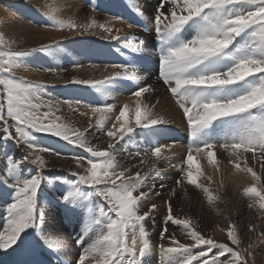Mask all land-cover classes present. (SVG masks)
Wrapping results in <instances>:
<instances>
[{
  "label": "snow or ice",
  "instance_id": "6c2138e0",
  "mask_svg": "<svg viewBox=\"0 0 264 264\" xmlns=\"http://www.w3.org/2000/svg\"><path fill=\"white\" fill-rule=\"evenodd\" d=\"M90 4L93 9L100 6L99 0H90ZM138 11L144 18L142 31L157 41L155 68L145 70L151 71L150 77L137 73L139 61L148 52L145 39L121 34L120 28L112 26L117 19L124 23L122 18L112 16L105 23L92 20L87 24L53 18L50 25L79 37L99 29L102 39L117 41L128 50L130 62L110 65L116 71L102 79L67 81L94 89L103 103L45 99L48 85L21 81L14 75L18 58L63 51L59 42L21 52L0 49V187L10 190V202L4 205L6 223L0 231V256H13L11 264H151L153 251L159 256V264H171L175 257L183 258L179 264H254L249 257L254 255L256 243L249 241L242 248L243 232L234 222L226 230L228 242H218L204 235L190 219L175 217L172 200L178 197L177 189L194 186V191L206 195L207 205L215 207L219 195L213 194L212 177L207 178L208 186L198 183L200 166L195 164L194 174L193 153L206 154L207 163L218 168L214 149L219 148L237 171L250 176L253 182L243 187V195L259 201V209L264 211V0H154L150 12ZM128 27L134 25L129 23ZM115 51L124 56L121 48ZM125 81L135 88L127 101H120L112 93ZM160 88L170 94L184 125L183 139L188 141L183 142L187 145L184 159L188 170L178 175L171 188L154 183L157 174H165L161 167L164 160L168 169L184 173L171 162L177 141L162 146L155 138L174 123L156 111L159 101L153 103V96ZM64 105L84 117L87 127H69L62 122L56 113ZM81 107L86 110L81 112ZM90 117L95 118L94 123ZM137 128L148 130L152 136L150 142L143 139L146 147L133 144L134 150L129 151L119 146ZM93 129L108 138L106 148L90 142L88 134ZM40 133L90 155L71 157L79 171H71L70 178L46 176L45 170L51 173L56 166L50 165L43 153L56 157L64 154L37 147L36 134ZM9 141L23 149L20 157L8 150ZM125 153L129 161L139 158L141 164H147L148 172H133L135 163L126 165L117 159ZM29 165L34 167L29 169ZM25 169L28 174L22 176ZM61 184L69 188L55 202L69 215L82 208L92 212L89 205L94 197L102 201L98 212L92 214L95 238L87 246L84 232L72 239L64 237L57 219L47 212L50 200L45 187L55 192ZM154 198L164 199L166 208L158 245L150 242L144 226L159 211ZM169 225L179 228L189 242H181L169 232ZM255 230V224L248 227L250 233ZM257 239L264 240V226ZM73 244L80 252L73 259H61L62 250L71 251Z\"/></svg>",
  "mask_w": 264,
  "mask_h": 264
},
{
  "label": "bare ground",
  "instance_id": "6f19581e",
  "mask_svg": "<svg viewBox=\"0 0 264 264\" xmlns=\"http://www.w3.org/2000/svg\"><path fill=\"white\" fill-rule=\"evenodd\" d=\"M153 3L154 0H99L100 6L93 9L90 0H4L3 8L5 9H0V33L5 37L7 35L11 40H15L22 47L19 49L20 51L24 49V51H28L32 48L39 47L41 44H54L57 42L63 48V51L55 50L51 55H30L26 58L28 59L27 62L18 58V66L14 69V75L16 74V77H20L29 82L33 81V83L48 85L49 88L46 89V92L48 93V89L52 90L50 94L44 96L45 99H81L91 104L103 103V98L94 89L84 85L68 84L67 81L72 79H102L104 75L116 71L110 65L130 62L131 57L127 55L128 50L123 49L122 44L117 41H106L102 39L99 29L95 30V34L93 35L79 37L66 29L60 30L51 27L53 18L63 20L71 19L80 24H87L92 20H96L97 23H105L112 16L122 18L124 23H121L120 19H117L113 22L112 26L120 28L121 34L137 35L144 38L148 51H151L157 60L155 56V47L157 44L154 43L156 38L151 33L142 31L141 27L143 28L144 18L138 11L139 9H144L145 13L150 12ZM26 8L32 10V14H28ZM129 19L130 21L132 19V22H129ZM129 23L133 24L134 27L129 28ZM136 27L139 31L134 30ZM152 43L153 48H151ZM116 48H121L124 52V57L121 60L117 57L119 53L115 51ZM106 66H108L107 71H105ZM46 68H51L53 71H45L44 69ZM154 68L155 65L152 69ZM145 70H150V68L137 69V73L150 77L151 71ZM53 85L54 87H52ZM134 88L135 85H132L131 82H121L119 86L113 89L112 95L118 97L120 101H127L130 92ZM63 97L66 98L63 99ZM156 101H159L156 111L173 120L174 123L167 126L168 131L162 130L156 133L155 138L162 146H167L172 140L177 141L175 148L176 156L171 162L177 165V168L182 167L184 169V173L178 174L175 169H168L167 160L161 162V167L165 170V174L163 176L157 174L154 183L157 185L163 183L168 188H171L174 187L173 181L177 179L178 175H184L188 170L187 163L184 159L187 145L183 143H187V140L183 139L185 135L183 131L184 125L181 123V117L175 108L170 94L163 88H160L153 96V103H156ZM85 110L83 107L80 108L81 112ZM56 115L69 127L80 129L87 127L85 118L73 112L67 105H64ZM132 115L134 117V113ZM90 119L94 123L95 118L90 117ZM112 122L115 123L114 120ZM141 133L149 132L148 130L137 128L132 134L125 137L119 146L127 147L129 151L134 150L133 144H135V147H146L143 139L140 137ZM36 138L38 140L37 147L43 146L58 149L64 154L61 157H56L48 153H43L45 159L50 162V165L55 164L56 166L51 173L47 169L45 170V175L49 177L59 175L70 178L71 171H79L76 169L71 157L73 155L84 157L90 155L83 149L68 146L66 142L51 137L48 134H36ZM88 139L92 144L101 145V149L106 148L108 138L102 132L93 129L88 134ZM129 139H134V141H129ZM153 142L155 143L156 141ZM8 145V150L14 151L17 157L22 155L23 149L16 148L11 141L8 142ZM214 153L218 160V168H213V166L207 163L206 154H197L194 152L192 171L196 174L195 164L198 163L200 166L198 183L205 184L206 186L209 184L207 178L209 176L212 177L210 186L213 194L219 195V201L214 208L209 207L206 203V195L200 194L198 190L194 191V186H188L183 191L177 189L178 197L172 200L173 215L182 219H190L204 235L218 242H228L226 230L229 223L234 222L243 232L241 236L243 240L242 248H246L249 241H255L256 243L254 255L249 257L250 262L254 261V264H264V240L257 239L262 226H264V211L259 209V201L245 197L242 192L243 187L249 186L253 181L247 173L237 171L234 165L227 160L226 154L222 155L219 148H215ZM117 159L126 165L135 163L136 167L133 169V172L140 171L142 175L148 172L147 164H141L139 158L134 162L129 161L125 153L117 157ZM86 163L87 160L85 159ZM0 165H2V161H0ZM28 167L30 169L34 166L29 165ZM255 167L259 173L261 171L259 165ZM26 174H28V169H25L21 173L22 176ZM31 174H34V172ZM184 183L186 185L187 181L185 180ZM68 188V185L61 184L58 190L54 192L52 188L45 187V191L50 200L47 212L50 217L57 219L59 230L64 237L72 239L81 232H84L88 237L85 240L87 246L95 238V226L91 224V217L94 212H98V207L102 205V201L94 197L89 205L92 212H89L88 208H82L78 209L76 214L69 215L64 206L55 202L56 197L66 194ZM159 190L158 187L157 191ZM9 192L10 190L0 187L1 210L5 209L4 205L6 202H10L8 199ZM164 198H167V191H165ZM154 202L160 205L159 211L155 213V219H148L144 226L149 232L150 242L153 245H158L160 241L157 234L163 227L161 217L166 215V208L164 199L154 198ZM249 204H252L253 207L249 208ZM55 205L59 207L57 208ZM61 213L67 214L69 218L65 222V226L60 221L59 216ZM5 216L0 215V230H2V224L6 222L3 221ZM253 224L256 225V230L250 233L248 232V227ZM221 229H224V231ZM168 231L176 234L181 242H189L181 235L180 229L176 226L169 225ZM164 243L167 244V241L165 240ZM78 252H80V249L73 244L71 251L66 249L62 250L60 257L67 261L73 259ZM13 259V256H0V264H11ZM182 259V257H175L171 264H179ZM151 264H159V256L156 251L152 252Z\"/></svg>",
  "mask_w": 264,
  "mask_h": 264
},
{
  "label": "rangeland",
  "instance_id": "374dc122",
  "mask_svg": "<svg viewBox=\"0 0 264 264\" xmlns=\"http://www.w3.org/2000/svg\"><path fill=\"white\" fill-rule=\"evenodd\" d=\"M3 5H4V0H0V9L1 10H4L5 8H3ZM26 10H27V12H28V14H32V10H29V9H27L26 8ZM34 14V13H33ZM101 21H103V20H101ZM131 21H132V19H131ZM130 21V22H131ZM137 28V27H136ZM136 28H134V30H138V28L136 29ZM141 29H142V27H141ZM139 31V30H138ZM0 36H2L3 37V44H0V49H7V50H10V51H13V52H19L20 50L19 49H21L22 47L19 45V44H17L16 43V41L15 40H11V38H9L7 35H6V37L2 34V33H0ZM17 44V45H16ZM19 45V46H18ZM151 48H153V43L151 44ZM25 50V49H24ZM23 50V51H24ZM21 52V51H20ZM127 55H130L129 54V52L127 53ZM117 56V55H116ZM126 56V55H125ZM120 60H121V58H123L124 56H121L120 54H118V56H117ZM22 61H25V62H27V60L28 59H26V58H20ZM124 60V59H123ZM157 60H156V58L152 55V53H151V51H148L147 53H145V59L144 60H141V61H139V63H138V67H137V69H141V68H150V70L152 69V67L155 65V62H156ZM114 63V62H113ZM153 70V69H152ZM16 75V74H15ZM18 79H20L21 81H26V82H29V81H27V80H24V79H22V78H20V77H17ZM32 83H33V81H31ZM35 83V82H34ZM47 88H49V87H47ZM49 91H48V94H50V92H51V90L52 89H48ZM47 91V90H46ZM57 93V92H56ZM59 96H60V94H58ZM64 98H66V97H63V99ZM141 136V138L142 139H144L145 140V142H150L151 141V139H152V136L149 134V133H141L140 134ZM94 146H98V147H100V148H102V146L101 145H99V144H93ZM87 164V163H86ZM8 198V197H7ZM9 199V198H8ZM55 207H59L58 205H55ZM6 209H4V210H1V208H0V215H6ZM60 221L64 224V226H65V222L69 219L68 218V216H67V214H63V213H61L60 214ZM4 220L3 221H5V218H3ZM6 223V222H5ZM5 223H3L2 224V230L4 229V225H5ZM2 230H0V231H2ZM242 245H243V243H242ZM241 245V246H242Z\"/></svg>",
  "mask_w": 264,
  "mask_h": 264
}]
</instances>
